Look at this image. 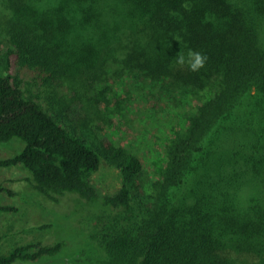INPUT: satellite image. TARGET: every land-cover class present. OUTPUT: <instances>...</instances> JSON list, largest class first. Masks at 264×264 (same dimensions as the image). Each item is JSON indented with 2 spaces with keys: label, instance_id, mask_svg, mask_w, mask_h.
<instances>
[{
  "label": "trees",
  "instance_id": "1",
  "mask_svg": "<svg viewBox=\"0 0 264 264\" xmlns=\"http://www.w3.org/2000/svg\"><path fill=\"white\" fill-rule=\"evenodd\" d=\"M0 40V143L22 142L0 167L21 165L54 202L70 192L114 212L99 235L102 264H264V0H0ZM188 49L208 57L198 73L175 65ZM23 71L49 110L24 93ZM108 74L178 111L182 129L152 179L135 154L110 155L78 134L88 118L66 121L71 104L88 116L105 99L116 85ZM101 156L123 177L113 192L93 182ZM64 245L18 244L0 264Z\"/></svg>",
  "mask_w": 264,
  "mask_h": 264
},
{
  "label": "rangeland",
  "instance_id": "2",
  "mask_svg": "<svg viewBox=\"0 0 264 264\" xmlns=\"http://www.w3.org/2000/svg\"><path fill=\"white\" fill-rule=\"evenodd\" d=\"M5 47V42L0 40V53ZM30 77L24 71L21 74L24 93L49 110L44 94ZM104 80L112 85L116 83L113 88L106 85L105 99L87 110L88 116L80 103L71 104V108L64 109L66 121L79 124L78 118H88L86 127L77 125L78 134L106 149L110 155V150H118L117 157L123 152L135 154L145 171L143 177L152 179L163 166L161 155L165 144L182 129L178 111L173 105L160 101L149 89L146 96L138 94L116 75L108 74ZM104 80L95 84L96 89L104 86ZM205 93L201 91L194 102ZM55 94L71 98L72 91L56 86ZM21 145L18 139L0 143V157L17 152ZM28 175L21 165L0 167V185L12 191L0 192V205L15 207L11 211L0 210V252L6 253L15 245L30 241L47 244L63 239L65 245L56 256L37 262L19 260L13 264H102L105 255L99 245V235L114 212L82 201L70 192L54 202L35 191L25 178ZM92 179L101 193L113 192L124 182L118 167L103 156ZM43 224L48 226L41 228Z\"/></svg>",
  "mask_w": 264,
  "mask_h": 264
},
{
  "label": "clouds",
  "instance_id": "3",
  "mask_svg": "<svg viewBox=\"0 0 264 264\" xmlns=\"http://www.w3.org/2000/svg\"><path fill=\"white\" fill-rule=\"evenodd\" d=\"M175 59V65L179 69H187V71L192 73H198L203 69L207 63V55L193 49H188L187 52L179 51Z\"/></svg>",
  "mask_w": 264,
  "mask_h": 264
}]
</instances>
